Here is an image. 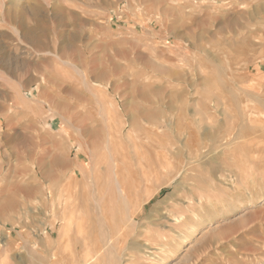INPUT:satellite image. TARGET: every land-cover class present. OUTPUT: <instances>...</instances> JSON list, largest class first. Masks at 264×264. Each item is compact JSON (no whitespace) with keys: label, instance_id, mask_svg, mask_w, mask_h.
<instances>
[{"label":"rangeland","instance_id":"374dc122","mask_svg":"<svg viewBox=\"0 0 264 264\" xmlns=\"http://www.w3.org/2000/svg\"><path fill=\"white\" fill-rule=\"evenodd\" d=\"M0 264H264V0H0Z\"/></svg>","mask_w":264,"mask_h":264},{"label":"bare ground","instance_id":"6f19581e","mask_svg":"<svg viewBox=\"0 0 264 264\" xmlns=\"http://www.w3.org/2000/svg\"><path fill=\"white\" fill-rule=\"evenodd\" d=\"M21 12H22V10H21ZM21 12H20V13H21ZM69 174H70V173H69Z\"/></svg>","mask_w":264,"mask_h":264}]
</instances>
